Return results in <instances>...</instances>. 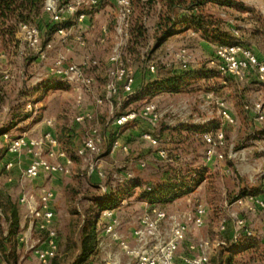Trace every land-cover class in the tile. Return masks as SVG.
<instances>
[{"label":"rangeland","instance_id":"374dc122","mask_svg":"<svg viewBox=\"0 0 264 264\" xmlns=\"http://www.w3.org/2000/svg\"><path fill=\"white\" fill-rule=\"evenodd\" d=\"M92 9L94 11L89 12ZM160 9L161 4L156 3L149 8L145 7L144 11L140 12V8L134 3L136 12L133 18L135 20L136 16L141 13L142 23L145 26V37L141 38L139 43H135L133 37L129 36L123 48L124 61L133 69L134 74L137 71L143 74L144 78L148 75V79H151L156 77L155 74L158 71L184 72L181 64L186 58L182 55L187 53L191 56L187 61L191 68L201 69V73L187 80L188 84L183 90L170 92L147 87L140 93L128 94L122 90V84H120L119 92L111 98V102L100 104L96 101L104 94L105 72L108 66L106 58L115 42V26L118 19L116 0H100L98 5L80 7V10L87 14L84 21H79L77 17L73 22L66 20L67 35L65 36H60L55 31L48 33V24L51 22L49 17L33 21L43 30L44 41L54 39V50L65 52L71 61L80 64L86 56L99 60L100 64L95 66V69H99L101 76L95 75V84L91 91L82 90L83 100L80 104L77 103L78 92L71 84L54 81V84L49 85L45 91L36 88L38 84L35 82L39 77L47 78L46 73L44 74V62L38 60L35 54L28 50L26 44L17 39L19 23L12 42L5 45L0 41V75L8 70L12 76L11 82L4 81L2 87V96L5 97V101L0 104V128H6L14 135L24 133L37 135L44 124L42 120L53 116L57 119L58 127L59 124H63L77 128L75 144H81L91 127L99 128L105 138L100 154H89L86 158L77 157L71 175L55 174L41 178L49 187L54 183L59 187L52 186L53 188L58 190L62 188L57 227L65 239V248L72 250L65 255L64 264H84L76 258L77 242L80 240L83 214L92 205L90 198L104 195L97 184L107 185L110 193L116 194V203L122 206L118 214L127 225L130 217L127 212L124 213V210L126 211V208L130 206L139 216L148 209L149 204L140 199L143 188L149 182L159 179L161 168L172 165L183 168L184 172L199 168V171L205 172V180L193 192L183 194L158 206L180 214L192 212L195 205L200 202L208 207L204 226L188 233L177 255L187 253L190 243L204 238L213 244L210 264H229V257H232V264H264L263 240L244 238L240 241L241 243L235 245L227 239L229 232L233 231L230 217L233 211L245 218L256 231L264 232V210L246 211L238 206H231L235 197L241 194L240 192H252L258 189L257 195L264 196V131L262 132L264 120H258L251 108L257 102L264 107V82L258 80L253 73L244 80L221 75L216 63L213 62L216 60L217 42L205 39L201 33L194 32L191 28H187L181 34H173L162 44H158L160 32L155 26ZM205 14L209 16V19L218 21L233 40L241 41L264 61V0H217L206 4ZM102 25L108 27L105 34L101 29ZM76 34H82L83 44L75 38ZM103 36L104 41L101 40ZM21 48L27 54H21ZM51 64L52 55L46 61V67ZM151 64L156 65L155 72L150 70ZM93 68L88 69L89 73H94ZM203 68L208 69L211 72L208 73L212 75H202L206 72ZM29 99L38 104L37 113L31 119L32 121L26 120L24 112L25 103ZM218 101H223L228 105L236 117L235 123H226L222 119ZM151 103L156 104L159 114L157 124L150 123L147 117H139L130 121L127 128L120 129V135L129 145V152H112L108 138L117 132L114 129V118L131 111L140 113L146 105ZM246 105L249 106L248 109ZM85 111L92 113L93 118L76 124V116ZM13 112L19 113L21 117L17 123L9 127L11 124L8 122ZM187 125L206 126L208 127L206 130L222 129L226 139L220 151L224 153V158L208 162L205 155L207 145L198 134L180 145L179 161L173 159V154L176 153L173 151V143L161 142V146L168 153L166 158H161L156 147L142 138L144 132L154 133L155 131L157 134L163 128ZM231 151L235 155L229 157ZM4 158L5 155L0 152V167ZM96 160L104 172V177L88 174V163ZM142 161L147 163L145 167L140 166ZM17 162L22 163V159H17ZM127 172H131L136 182L140 181L141 185L120 183L122 176ZM6 182H8L7 175L3 173L1 186L4 189ZM40 182L39 179V182L32 183V186H39ZM21 190L22 187L17 182L11 195L17 203ZM18 208L21 214L22 208L19 203ZM223 218H227L229 222L225 233L219 230V223ZM7 226H9L8 222L2 213L0 230H4ZM223 240L225 244L219 245V242ZM5 243L4 240L3 244ZM7 244L11 245V242ZM107 251L116 255L121 263L125 264L126 256L118 246L113 245ZM99 256L93 264H104L107 253L100 252Z\"/></svg>","mask_w":264,"mask_h":264},{"label":"built area","instance_id":"2783aa9c","mask_svg":"<svg viewBox=\"0 0 264 264\" xmlns=\"http://www.w3.org/2000/svg\"><path fill=\"white\" fill-rule=\"evenodd\" d=\"M100 0H70L65 3L63 0H45L44 11L50 15L54 24V31L60 36L67 35L66 20L67 13H74L79 21H84L87 14L79 11L84 5H98ZM118 6V19L115 26V42L112 44L108 55V66L106 70V82L104 84V94L97 98V102L102 104L110 101L119 92V85L122 84V90L128 94L136 92L134 87L135 74L133 69L126 65L124 61L123 48L129 39L130 18L133 11L131 0H116ZM103 34L108 31L107 26L102 27ZM75 38L79 43H84L82 34H76ZM17 39L26 44L37 59L43 61L50 58V52L55 48L54 39L44 41L43 33L34 22H19ZM104 41V36L101 37ZM21 54L25 50L20 49ZM27 54V53H26ZM181 67L187 69L189 63V54L184 53ZM188 57V58H187ZM215 62L218 72L223 76H232L239 79H246L251 73L256 78L264 82V61L255 54L249 47L241 41L236 40L232 43L216 46ZM97 58L86 56L82 63L77 64L71 61L67 54L57 51L52 57V64L48 67L46 76L50 81H60L71 84L78 92L77 103L83 100L82 90L91 91L95 84V76L89 73L88 69L99 65ZM150 70L155 72L156 65L151 64ZM5 80H10L12 76L7 72L3 75ZM44 82L39 77L35 84ZM219 112L226 123L233 124L236 118L223 101H218ZM248 109L249 106L246 105ZM258 120H264V107L260 102L254 103L251 107ZM38 110V104L29 100L25 103L24 112L33 117ZM144 117L153 125L157 124L159 114L156 104L146 105L138 113L131 111L126 114L118 115L113 123L119 126L130 121ZM93 118L92 113L85 111L76 116V120L81 122ZM48 124L53 125V120H47ZM4 141L3 154L5 158L0 169V189L6 191L1 186V176L6 173L8 181L14 177L11 175L13 168L17 165V157L28 154L30 161L16 178L22 190L18 194V203L22 208L20 214V230L15 236L17 246L21 249L20 256L27 258L28 264H52L53 260L61 254V240L63 238L57 227V218L54 207L56 192L52 187L46 184H40L33 187L32 183L40 177L51 176L55 174L71 175L74 160L67 151L61 146L58 137L50 130L42 132L39 135H29L24 133L14 135L5 131L1 134ZM142 138L148 140L151 145L157 148V153L161 158L168 156L167 150L161 146L160 139L152 132H144ZM203 142L207 145L205 150L206 160L208 162L222 160L224 153L220 147L225 144V133L222 129L206 130L201 134ZM105 142L104 136L99 128L91 127L86 136L82 139L78 148V154L82 157L87 155L100 154L101 145ZM129 145L121 138H116L111 143V151L129 152ZM232 151L229 157L234 156ZM10 156H15L14 160ZM146 162L140 163L141 167L146 166ZM88 174H97L104 177V172L100 169L99 163L91 161L88 163ZM136 181L131 172L122 176L120 183L130 185ZM115 186V185H114ZM104 195L109 193L107 185L99 184ZM151 188L148 187L147 191ZM149 208L141 213L138 222L134 227L127 228L122 218L114 207H106L101 211V218L104 222L102 234L99 235L96 245V255L100 252H106L104 264H122L121 260L107 250L109 247L118 246L124 256L128 259L127 264H210L211 250L213 244L208 239L200 238L195 243L188 245V252L180 256L177 255L180 246L185 242L188 233L194 229L204 226L208 214L206 204L200 202L195 205L192 212H171L160 208L156 203L148 202ZM238 206L246 211L264 210V196L257 194L237 195L231 204ZM0 215H2L0 209ZM230 217L233 223V244L246 239H260L264 241V232H258L252 228L245 218L236 212H231ZM10 222H8V225ZM227 218H223L219 223V230L225 233L228 228ZM9 226L3 230V235L8 236ZM225 244V241L219 242ZM0 246V259L5 262L4 256L11 250L2 252Z\"/></svg>","mask_w":264,"mask_h":264},{"label":"trees","instance_id":"16d2710c","mask_svg":"<svg viewBox=\"0 0 264 264\" xmlns=\"http://www.w3.org/2000/svg\"><path fill=\"white\" fill-rule=\"evenodd\" d=\"M65 3L70 0H63ZM133 5V11L130 18L129 35L133 37L135 43H139L141 38L145 37V26L142 23V15L139 13L135 20L134 3L140 8V12L144 11V8L151 7L156 3L161 4V9L158 12V20L156 23V30L160 32L158 35V44H162L164 40H167L170 36L177 33H183L187 28H191L194 32L201 33V35L210 41L217 42V45L232 43L235 40L225 32L224 28L220 26L218 21L209 19L205 14V6L209 2L217 0H131ZM44 3L45 0H0V41L3 44H8L13 41L16 33V27L19 22H33L35 20H41L44 15ZM94 6V5H93ZM81 11V10H79ZM92 9L89 12H93ZM49 32L54 31V24L52 21L48 24ZM40 27V25H39ZM41 29V27H40ZM44 34L43 30L41 29ZM204 74L212 75L208 69L203 68ZM184 72H178L177 70H168L167 72L158 71L155 78L144 79L143 83L137 88V92L144 91L147 87L154 89H162L170 92L181 91L186 86L190 78L195 77L201 73V69H193L191 65L188 66ZM203 71V70H202ZM209 72V73H208ZM147 91V90H146ZM0 91V104L5 101V97L2 96ZM21 115L13 112V115L8 122L11 124L17 123ZM129 123L122 125L123 129L129 126ZM206 126H170L163 128L157 132V136L161 142L173 143V159L175 161L180 160V145L186 142L189 138L195 135H200L206 130ZM122 130V129H121ZM7 131L6 128H0V135ZM186 131V132H185ZM264 130H262L263 132ZM116 133H119L118 131ZM112 134L108 140L113 141L118 135ZM141 134V133H140ZM59 138L69 154V156L76 162L78 154L77 144H75L76 132L68 125H61L58 127ZM157 149V148H156ZM205 172L197 168L196 170H190L184 172L183 168L177 166H168L167 168H161L159 179L154 182H149L146 187L143 188V193L140 199L148 202L156 203L157 205L170 202L179 196L193 192L200 183L205 180ZM135 183V184H134ZM134 185H141L140 181H135ZM95 185V184H94ZM98 185V184H97ZM150 187L151 190L147 191ZM110 193V196H93L90 198L92 205L86 210V213L82 217V225L80 232V247L78 252L79 261H85L94 254H96V245L99 237V232L103 227V220L101 218V211L106 207L116 206L117 198L116 194ZM243 194H257L258 189L252 190V192H240ZM120 196V195H119ZM0 209L4 214L5 220L10 222L9 233L5 237L3 230H0V245L2 250L5 248L2 238L6 242L16 245L15 236L20 230V211L18 203L13 197L6 191L0 189ZM227 239L233 240V231H230ZM241 241V240H240ZM238 241L237 244L241 243ZM233 243V242H232ZM236 244V245H237ZM252 244V242H251ZM252 246V245H251ZM249 246V248L251 247ZM78 249V248H77ZM5 250V249H4ZM69 249H67L68 251ZM69 251H72L71 249ZM18 254L16 251H11L8 255L5 254L4 259L7 264H18ZM64 257H56L53 260V264H64ZM228 263L232 264V257L228 258Z\"/></svg>","mask_w":264,"mask_h":264},{"label":"crops","instance_id":"0c3cea01","mask_svg":"<svg viewBox=\"0 0 264 264\" xmlns=\"http://www.w3.org/2000/svg\"><path fill=\"white\" fill-rule=\"evenodd\" d=\"M67 15H68V21L69 22H73L74 21V19H76V14H74V13H67ZM49 17V19H50V15L47 13V12H44V15H43V17H42V19H46V18H48ZM41 19V20H42ZM90 22V21H89ZM85 23V22H84ZM86 23H88V20H86ZM103 26H106V25H102V27ZM102 29V28H101ZM56 52L57 51H55L54 49L50 52V56L52 55V57H54L55 55H56ZM50 59V58H49ZM48 59V60H49ZM107 62H108V56H107ZM39 60V59H38ZM46 61L47 60H43V61H41V62H44V74L45 73H47V70H48V67H46ZM93 69H95V67L93 68ZM4 73H7L8 72V70H6V71H3ZM93 73V72H92ZM94 76L96 75V76H101V73H100V71H99V69H95V71H94ZM3 75L4 74H2V75H0V81H1V85H0V91H3L2 89V87H3V83H4V81H6V82H11V80H5L4 79V77H3ZM46 75V74H45ZM105 75H106V72H105ZM145 78H144V76H143V74H141V73H139V72H137L136 71V74H135V82H134V87H135V90H137V88L141 85V83L143 82V80H144ZM146 79H148V75L146 76ZM52 84H54V81H50L48 78H46V79H44V82H42V83H40V84H38L37 85V89H41L42 91H45L46 89H47V87L49 86V85H52ZM5 87V86H4ZM6 88V87H5ZM36 89V90H37ZM137 92V91H136ZM29 100H31V99H29ZM29 100H27V101H29ZM43 105V103L41 102V106ZM234 115V114H233ZM25 116H26V120H31V119H33L35 116H33V117H31L29 114H25ZM236 118V117H235ZM49 119H52L53 120V125H50V124H48V122H47V120H49ZM32 121V120H31ZM43 122H44V124H43V126L41 127V129L39 130V133L37 134V135H39V134H41L42 132H45V131H48V130H50V131H52L57 137H58V139H59V141H60V144H61V146L64 148V146H63V144H62V142H61V140H60V138H59V135H58V123H57V119H55V117H53V116H49V117H46L44 120H42ZM31 123V122H30ZM76 124H81L80 122H77V120H76ZM114 124V129H116V131H118L119 133H117V135H118V137H119V135H120V129H122V125L121 126H119L118 124H115V123H113ZM56 125V126H55ZM61 125H63V124H59V126H61ZM55 126V127H54ZM71 128H73L74 130H75V132H77L76 131V127H74V126H70ZM115 131V130H114ZM154 131V130H153ZM154 133H155V131H154ZM153 133V134H154ZM122 134H124V133H122ZM156 134V133H155ZM157 135V134H156ZM121 136V135H120ZM123 136H121V137H119V138H121L123 141H126V140H124V138H122ZM109 143H112V142H109ZM79 146H80V143L79 144H77V149L79 148ZM3 147H4V141H3V139H2V137H1V135H0V152H3ZM65 149V148H64ZM14 160H16V158H15V156L14 157H12ZM17 159H22V163H18L17 162V165L13 168V170H12V173H11V175L14 177V179L12 180V181H8V179H7V181L8 182H6V185H5V189H6V192L8 193V194H10V195H12V191H13V188L15 189V186H17V180H16V178H18V176L20 175V172L28 165V163H29V161H30V157L28 156V154H23L22 156H20L19 158L17 157ZM73 166H74V164H73ZM95 175H97V174H94V176ZM99 176V175H98ZM41 178H46V176H43V177H40V178H38L37 180H35L34 181V184L36 183H38L39 182V179L41 180V184H46V183H44V181H42V179ZM54 183H52V184H50L51 185V187L52 186H57V188L59 187L57 184H54ZM99 185V184H98ZM97 185V186H98ZM99 187V186H98ZM53 188V187H52ZM54 190H55V192H56V197H55V202H54V207H55V212H56V218H57V216H58V212H59V204H61V187L59 188V190L58 189H56V188H53ZM107 196H110V191H109V193L107 194ZM141 201H143V200H141ZM122 208V206L120 205V204H116V206H114V209L118 212V211H120L119 209H121ZM125 212H127L128 213V217H130L129 218V220H130V222H128V224L126 225V227L129 229V228H131V227H134L135 225H136V223L138 222V214L135 212V211H133L132 210V208L129 206V208H126V211L124 210V213ZM140 215V214H139ZM57 221H58V219H57ZM102 229L100 230V232H99V235H101L102 234ZM2 240L4 241L5 239H3L2 238ZM6 241V240H5ZM64 242H65V239L64 238H62V240H61V245H60V249H61V254L58 256V257H65V255L66 254H69V252H71V251H67V249L65 248L66 246V244H64ZM78 243V250H77V252H76V258L78 259V252H79V247H80V243H79V241L77 242ZM1 246V245H0ZM2 247V246H1ZM4 249H3V251L2 252H5L7 249L8 250H11V251H16L17 252V254H18V263H29L30 261L26 258H24L23 256H20V253H21V249L17 246V244L14 246V244H11V245H8L7 244V242L4 244ZM99 254L98 255H96V254H94L93 256H91L90 258H88L87 260H85V261H83V263L84 264H93L95 261V259H99ZM63 259H65V258H63ZM79 261V260H78ZM94 261V262H93ZM82 262V261H81ZM127 262H128V259L126 258V261L124 262L125 264H127ZM0 264H7L6 262H1V259H0Z\"/></svg>","mask_w":264,"mask_h":264}]
</instances>
